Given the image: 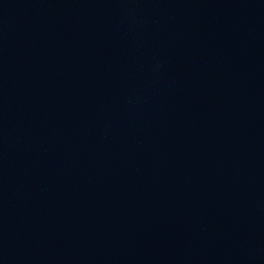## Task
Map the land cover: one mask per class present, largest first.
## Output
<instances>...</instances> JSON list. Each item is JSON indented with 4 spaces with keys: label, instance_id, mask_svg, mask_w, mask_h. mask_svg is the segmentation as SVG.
<instances>
[{
    "label": "water",
    "instance_id": "water-1",
    "mask_svg": "<svg viewBox=\"0 0 264 264\" xmlns=\"http://www.w3.org/2000/svg\"><path fill=\"white\" fill-rule=\"evenodd\" d=\"M0 264H264V0H0Z\"/></svg>",
    "mask_w": 264,
    "mask_h": 264
}]
</instances>
